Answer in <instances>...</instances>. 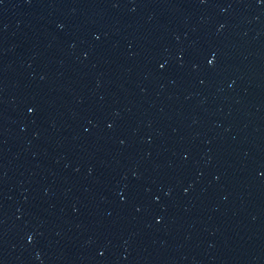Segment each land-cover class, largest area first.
I'll list each match as a JSON object with an SVG mask.
<instances>
[{
  "label": "water",
  "instance_id": "obj_1",
  "mask_svg": "<svg viewBox=\"0 0 264 264\" xmlns=\"http://www.w3.org/2000/svg\"><path fill=\"white\" fill-rule=\"evenodd\" d=\"M0 47L170 264H264V0H0Z\"/></svg>",
  "mask_w": 264,
  "mask_h": 264
}]
</instances>
